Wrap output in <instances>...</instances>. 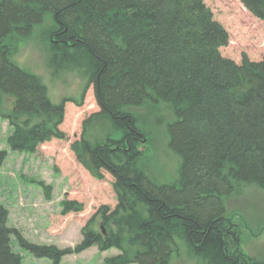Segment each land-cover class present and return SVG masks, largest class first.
Returning <instances> with one entry per match:
<instances>
[{"label":"trees","instance_id":"trees-1","mask_svg":"<svg viewBox=\"0 0 264 264\" xmlns=\"http://www.w3.org/2000/svg\"><path fill=\"white\" fill-rule=\"evenodd\" d=\"M239 1L264 28V0ZM37 26L50 76L74 73L93 86L99 110L71 150L92 176H112L117 203L64 249L24 239L0 205V264H21L12 234L51 264L91 246L118 250L102 264H169L177 240L199 264H264L243 252L224 204L246 185L264 191V57L222 56L228 33L203 0H0V117L20 153L65 138L63 103L50 102L41 78L13 60ZM160 146L177 161L173 180L144 161ZM4 158L0 150V166Z\"/></svg>","mask_w":264,"mask_h":264},{"label":"rangeland","instance_id":"rangeland-1","mask_svg":"<svg viewBox=\"0 0 264 264\" xmlns=\"http://www.w3.org/2000/svg\"><path fill=\"white\" fill-rule=\"evenodd\" d=\"M203 1L213 19L228 33L227 45L220 48L222 56L236 63L242 54L252 61L264 57L263 24L239 0ZM48 18L43 25L46 26ZM39 28L34 29L31 37L18 42L13 60L41 78L50 102L63 103L64 113L58 129L65 138H51L39 144L34 153L13 151L7 145L13 126L7 118L0 117V150L5 151L0 166V205L7 209V225L17 229L27 241L59 249L72 248L81 241V229L86 222L102 206L113 209L117 200L112 176L105 172L102 179L92 176L71 150V144L81 139L83 120L99 110L93 86L86 85L74 73H63L57 78L50 76L43 64ZM89 133L86 132V137ZM144 161L163 181L173 180L176 175L177 161L165 155L163 146L154 153L149 151ZM64 200L77 202L81 209L64 212L61 204ZM224 204L225 216L239 228L243 252L264 257V191L255 185H246L241 194L227 197ZM99 227L102 226L99 224ZM176 245L169 264H199L197 259L188 256L182 241L177 240ZM11 246L20 256L21 264L53 261L34 256L19 244L15 234L11 235ZM117 253L115 248L99 251L91 246L80 253L62 256L59 264H102L105 258Z\"/></svg>","mask_w":264,"mask_h":264}]
</instances>
